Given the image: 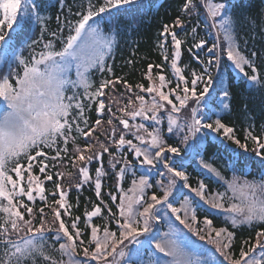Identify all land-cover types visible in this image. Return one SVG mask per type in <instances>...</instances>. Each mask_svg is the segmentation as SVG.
Masks as SVG:
<instances>
[{"label":"snow or ice","instance_id":"snow-or-ice-1","mask_svg":"<svg viewBox=\"0 0 264 264\" xmlns=\"http://www.w3.org/2000/svg\"><path fill=\"white\" fill-rule=\"evenodd\" d=\"M139 6L0 0V264H264V227L238 254L229 227L264 225V129L249 125L242 141L222 121L232 83L264 87V56L237 29L249 18L232 0H183L157 36L161 62L142 72L147 85L133 84L113 65ZM189 165L204 176L196 186ZM85 187L95 200L74 216L79 196L74 206L69 194Z\"/></svg>","mask_w":264,"mask_h":264},{"label":"trees","instance_id":"trees-1","mask_svg":"<svg viewBox=\"0 0 264 264\" xmlns=\"http://www.w3.org/2000/svg\"><path fill=\"white\" fill-rule=\"evenodd\" d=\"M55 3V0H52ZM87 0H66V3L73 6V11L77 10V5L80 3L86 4ZM183 0H140L139 6V23L136 26V30L131 32L128 36L124 37L120 42V47L116 50L115 60L113 65V70L118 76H125L130 83H145L147 81L142 78V72L147 70V64L150 62L160 63L161 56L158 55V50L155 47L157 36L162 30L164 24H171L172 21L180 13V6ZM232 3L237 4L238 7L234 10L237 15L243 14L245 17L249 18L244 21L238 22L237 29L238 32L243 35L249 42V48L251 49L255 45V49L259 50V55L264 56V34H262L261 29L264 28V0H232ZM59 6H54L50 8L49 14L52 19L49 22V30H56L57 22L55 16L58 14ZM204 11V9H201ZM62 15H68L69 18L71 14L68 13L67 8L64 9ZM182 19H187L186 16H182ZM196 17H193L195 21ZM122 23H126V19H122ZM202 28V25H201ZM38 34L39 29L35 28ZM32 31L29 29L26 35H31ZM183 35V33H181ZM200 36H205V32L201 30L199 32ZM191 39V38H189ZM243 41H241V44ZM27 55V52H25ZM146 57V58H145ZM126 60H134V64H126ZM183 62L187 64L189 62L188 54L185 52L183 54ZM261 61L258 59V63ZM112 63V61H109ZM165 74H168L167 68L165 69ZM99 74L95 73L93 75L94 80H99ZM119 87V86H118ZM231 101L230 109L226 110L222 115V121L236 130V135L243 141L245 129L249 125L254 124V134L260 135L262 129H264V87H261L258 92L248 91L243 83H232L231 84ZM246 105V107H245ZM91 119L94 121L96 113L90 114ZM215 118V117H214ZM106 119V117H105ZM172 143L173 141H169ZM78 143L83 146V138H81ZM230 143V142H229ZM235 147V145H232ZM253 147L252 143L248 142V148L251 150ZM71 150V145H70ZM212 149H209L205 156L208 159L211 156ZM108 156L105 155L104 160L107 164ZM215 163L217 166H221L224 161L221 159H216ZM95 164L92 165L94 169ZM256 165L253 163V169L255 170ZM59 171H71L70 168L61 167L57 169ZM225 177L230 178L232 173L226 169H222ZM189 174V183L192 186H196L198 179H203L199 168L189 165L187 168ZM251 178V177H249ZM130 177L127 182H125L124 187L130 186ZM73 184L75 181L72 182ZM167 183V181H165ZM209 183V181H206ZM64 184L67 187L69 184L68 180H64ZM115 180L113 177H109L104 182L105 199H107L106 193L109 189L114 190ZM49 189L51 185L47 186ZM213 190L214 186H213ZM222 190V189H221ZM77 196H79V208L75 209L73 215L82 216L85 210H91V204L88 203L89 198L95 200L93 192L90 188L85 187L83 192L78 193L73 190L69 194L71 203L75 206L77 202ZM40 205L37 204V207ZM115 210V209H114ZM203 213H198V216L202 219ZM96 223H102L101 220L97 219ZM224 224L222 218H214V226H222ZM83 227V225H81ZM162 227V226H161ZM230 230L235 231V250L238 254L239 246L241 241L252 238V242H255V233L264 225L253 224L250 226H242L236 229H232L229 225ZM193 238L197 239L193 236ZM209 247H212L209 245Z\"/></svg>","mask_w":264,"mask_h":264},{"label":"rangeland","instance_id":"rangeland-1","mask_svg":"<svg viewBox=\"0 0 264 264\" xmlns=\"http://www.w3.org/2000/svg\"><path fill=\"white\" fill-rule=\"evenodd\" d=\"M72 75H73V78H74V71H73ZM0 100H1L0 101V105H1V107H3L4 106V102L2 101V99H0ZM160 226H162V227H160ZM167 229H168V225L164 221H161L159 223L158 227L155 229V231H158L159 233H164V232L167 231ZM192 239H195V238L192 237Z\"/></svg>","mask_w":264,"mask_h":264}]
</instances>
